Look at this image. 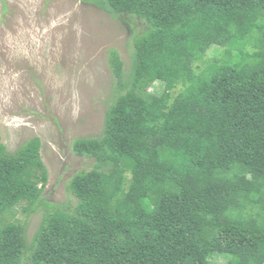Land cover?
Returning a JSON list of instances; mask_svg holds the SVG:
<instances>
[{
	"label": "trees",
	"instance_id": "obj_1",
	"mask_svg": "<svg viewBox=\"0 0 264 264\" xmlns=\"http://www.w3.org/2000/svg\"><path fill=\"white\" fill-rule=\"evenodd\" d=\"M92 1L146 28L128 70L108 51L102 132L73 141L95 159L75 203L44 196L40 137L11 152L0 135V264H264V0Z\"/></svg>",
	"mask_w": 264,
	"mask_h": 264
},
{
	"label": "rangeland",
	"instance_id": "obj_2",
	"mask_svg": "<svg viewBox=\"0 0 264 264\" xmlns=\"http://www.w3.org/2000/svg\"><path fill=\"white\" fill-rule=\"evenodd\" d=\"M145 28L139 18L112 15L92 0H0L1 141L13 152L41 138L48 201L76 202L69 181L95 159L77 155L73 141L102 132L115 81L108 51L116 48L128 70L132 39ZM40 220L41 212L30 216L29 240ZM212 261L228 258L216 254Z\"/></svg>",
	"mask_w": 264,
	"mask_h": 264
}]
</instances>
